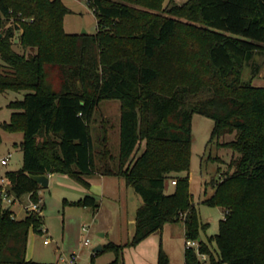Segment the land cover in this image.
<instances>
[{
  "label": "trees",
  "instance_id": "obj_1",
  "mask_svg": "<svg viewBox=\"0 0 264 264\" xmlns=\"http://www.w3.org/2000/svg\"><path fill=\"white\" fill-rule=\"evenodd\" d=\"M165 1L87 0L98 31L80 34L65 31L70 8L62 0H0V93L27 90L10 102V120L1 124L23 134V165L5 177L17 197L31 194L37 201L41 186L31 175L67 174L86 187L96 171L123 176L144 204L131 240L104 244L103 251L115 255L107 264H122L125 246L179 220L185 239L199 240L208 255L202 260L185 248V264H264V85L253 83L260 71L256 56L264 53V0H169L167 7ZM21 28L28 54L12 45ZM104 99L121 103L114 166L97 165L96 157L107 160L111 152L106 133L95 150L91 130ZM195 112L214 119L209 146L231 154V171L204 200L225 209L218 233L207 239L200 238L208 224L190 192ZM182 172L188 174L166 193L167 178ZM73 203L99 206L92 194ZM12 214L0 198V264H38L27 259V241L31 229L43 233V216ZM157 264H169L163 249Z\"/></svg>",
  "mask_w": 264,
  "mask_h": 264
},
{
  "label": "rangeland",
  "instance_id": "obj_2",
  "mask_svg": "<svg viewBox=\"0 0 264 264\" xmlns=\"http://www.w3.org/2000/svg\"><path fill=\"white\" fill-rule=\"evenodd\" d=\"M69 8L70 12L64 16V29L67 33H95L98 28V19L93 9L87 3V0H62ZM188 0L182 2L174 0L178 5H183ZM170 1H165V6H169ZM20 15V14H19ZM11 17V16H10ZM22 20L26 18L21 17ZM14 16L6 19L13 21ZM28 20V19H27ZM86 30L85 32H83ZM22 28L15 30L12 45L14 50L20 54H28L29 49H25L21 44ZM256 62L260 65L259 74L253 79L255 85H264V53L256 56ZM251 68L246 67L244 78L250 79ZM27 90H7L0 93V179L5 177L8 171L18 170L23 165V151L21 141L23 134L21 132H9L1 127V124L10 120L13 108L9 106L10 102L22 100ZM206 97V94H202ZM120 113L121 103L118 99H104L94 110L91 130L94 141L98 140L105 133L109 137V152L117 155L120 143ZM214 127V119L195 112L191 119L192 146H191V163L189 172L190 192L192 193L193 202L198 208L200 219L203 223L208 224L206 230L200 231V238L207 239V236L214 235L219 231V221L223 218V209L219 206H210L204 200L210 197L213 192V184L219 182L225 177V174L231 171L229 162L231 160L228 148L218 147L216 143L209 146V140ZM234 133L223 136L222 141L232 139ZM144 142L142 143L143 148ZM141 148V149H142ZM97 149H99L97 147ZM9 153V161L3 165L1 159ZM212 156L216 160L209 159ZM99 158V157H97ZM100 160V158H99ZM101 161V162H100ZM97 162L98 166L102 165V160ZM111 166L114 165L110 164ZM187 172L173 173L166 180V193H171L176 184L172 180H178L179 176L187 175ZM81 184L70 176L64 174H54L50 177V183L47 187L41 189L45 206L42 209L47 232L37 233L30 230L27 241V256L33 257L34 261L43 262V264H68L64 262L63 257L69 256L72 252L78 254L77 264H107L114 259V253L106 250L95 254L93 249L97 246L101 237L98 232L103 231L104 226L110 224L117 225L120 223L119 217H110L109 213L104 211L100 216H95L92 208L85 209L83 206L74 204L84 195H81ZM29 194H24L13 205L15 216L23 218L27 211L24 205L30 202ZM106 202V201H105ZM107 203V202H106ZM185 214L181 217L183 218ZM15 217V218H16ZM172 225V226H171ZM84 227L89 228L88 231ZM120 227V224H119ZM168 234L166 241L170 240L167 250L161 245L169 257V264H185L183 253V220L168 225ZM45 228V229H46ZM115 228V227H114ZM112 235L115 241L124 240L125 234L120 228L114 229ZM91 240L90 245H83L85 237ZM177 237H180L177 239ZM46 238L50 239L49 244H44ZM125 242V241H123ZM124 244V243H122ZM214 249H217L216 242H213ZM133 246V245H132ZM127 247H130L129 245ZM126 248V246H125ZM94 253V257L93 254ZM207 255V254H206ZM171 256V257H170ZM139 257L134 250L124 249L122 264H139ZM171 259V260H170ZM208 259V255L206 257ZM204 259V260H206ZM224 264H229L224 262Z\"/></svg>",
  "mask_w": 264,
  "mask_h": 264
},
{
  "label": "crops",
  "instance_id": "obj_3",
  "mask_svg": "<svg viewBox=\"0 0 264 264\" xmlns=\"http://www.w3.org/2000/svg\"><path fill=\"white\" fill-rule=\"evenodd\" d=\"M179 1L184 2L186 0H179ZM93 142H94V148H95V150H97V147L99 145L98 144L99 139L95 140V141L93 139ZM107 145H109V137L108 136H107ZM118 155H119V152L117 155H115L111 152L109 157L107 158V160L103 159L102 164L105 162H108L109 164L114 165L115 162L117 161ZM100 160H99V158L96 157V163ZM54 174H57V173L48 174L49 183H50V177ZM64 175H67V174H64ZM86 178L89 181L90 186L86 187V186L82 185L81 183H79L82 186L79 190H81V192H80L81 195L85 196L86 194H92L96 197V199L99 203V206L96 209L92 208V210L95 211V216H100L104 211H106L109 213L108 215L112 214V216H110V217H119L121 220L119 223L120 227H119V224L114 226L115 223H113V224H110V226L105 225L103 231L98 232V234L102 240L98 241V244H97V246L94 247L93 252L96 253L95 252L96 247L100 246L103 248L104 244H106L110 241L118 243V244L128 243L134 234L135 224H136L135 223L136 222L135 221L136 212H137V209L144 204L143 199L141 198V196L138 193L135 192L134 188L131 185L126 183L125 178L123 176L104 174L102 172L96 171L95 173L90 174ZM42 188H44V187L41 186L38 193L40 196L39 199L42 201L43 207H44L45 201L42 197V191H41ZM29 196L31 198L30 199V202H31L33 199L31 197V194H29ZM19 199H20V197H19ZM84 208L88 209L91 207H84ZM10 209L15 213L13 205L10 206ZM222 209H223V214L225 215V209L224 208H222ZM25 215H24V217H25ZM43 219H44V216H43ZM172 223L174 224V222L166 223L161 229L156 230L155 232L150 234L148 237L143 239L141 242H139L137 245H133L130 247L126 246L125 249L134 250L136 255L139 257V259L137 260V262L139 264H157L161 245H163L165 250H167L168 254L171 255L170 251L168 249L170 240L168 239L169 242H167L166 238H168L167 234H168V229L170 228V227H168V225H170ZM183 224H184V222H183ZM44 225H45V221H44ZM45 228L46 227H44V229ZM117 228H120V231L123 232V234H125L124 240H120V239L117 241L114 240L113 235H112V231L114 229L116 230ZM183 228L184 229H183L182 239H183V245H184V242H185V225ZM47 230L48 229L46 228V232H47ZM43 232H45V231H43ZM179 238L180 237H177V239H179ZM123 241H125V242H123ZM49 243H47V244H49ZM90 243H91V240H90ZM83 245H85L84 242H83ZM99 252H103V249H102V251H99ZM94 253L92 254L93 257H94ZM183 253H185V246H183ZM27 259L34 261L33 257H30V256H27ZM35 262H37V261H35ZM37 263L43 264V262H41V263L37 262Z\"/></svg>",
  "mask_w": 264,
  "mask_h": 264
},
{
  "label": "built area",
  "instance_id": "obj_4",
  "mask_svg": "<svg viewBox=\"0 0 264 264\" xmlns=\"http://www.w3.org/2000/svg\"><path fill=\"white\" fill-rule=\"evenodd\" d=\"M11 156V153H9L6 157L1 159V163L3 165L7 164L9 161V157ZM172 184H176V180H172L171 181ZM0 198L2 199L3 205L5 207L10 208L11 205H14L16 203V201L19 200V197H17L11 190L9 187V182L6 179V177H2L0 179ZM43 207V203L42 201L39 199L37 201L32 200L29 204L24 205V209L27 211V213H31V212H37L39 214L42 215V208ZM12 216L15 218V213L13 212ZM85 231H88L89 228L84 227ZM43 231L46 232V229H44L43 227ZM50 242L49 238H46L44 240V243L47 244ZM84 244L85 245H89L90 244V238L87 236L84 239ZM184 246L185 248H193L195 249V251L197 252L198 256L200 257V259L204 260L206 259L207 255L205 253H201L200 252V241L197 239H185L184 242ZM79 259V256L77 253L72 252L69 256L67 257H63V261L67 262L68 264H77V261Z\"/></svg>",
  "mask_w": 264,
  "mask_h": 264
},
{
  "label": "water",
  "instance_id": "obj_5",
  "mask_svg": "<svg viewBox=\"0 0 264 264\" xmlns=\"http://www.w3.org/2000/svg\"><path fill=\"white\" fill-rule=\"evenodd\" d=\"M84 30L83 32H85ZM32 179L37 182L42 187H47L49 184V176L48 174H42V175H31ZM102 247H96L95 252L102 251Z\"/></svg>",
  "mask_w": 264,
  "mask_h": 264
}]
</instances>
